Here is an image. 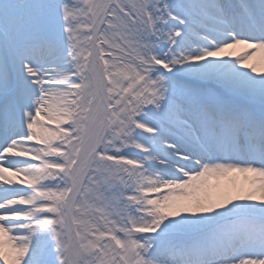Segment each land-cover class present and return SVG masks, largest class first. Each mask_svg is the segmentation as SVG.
Instances as JSON below:
<instances>
[{
  "label": "snow or ice",
  "instance_id": "obj_1",
  "mask_svg": "<svg viewBox=\"0 0 264 264\" xmlns=\"http://www.w3.org/2000/svg\"><path fill=\"white\" fill-rule=\"evenodd\" d=\"M0 264H264V0H0Z\"/></svg>",
  "mask_w": 264,
  "mask_h": 264
}]
</instances>
